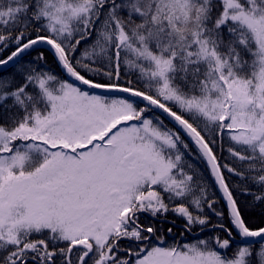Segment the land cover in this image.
I'll return each mask as SVG.
<instances>
[{"label":"snow or ice","instance_id":"6c2138e0","mask_svg":"<svg viewBox=\"0 0 264 264\" xmlns=\"http://www.w3.org/2000/svg\"><path fill=\"white\" fill-rule=\"evenodd\" d=\"M0 264H264V0H0Z\"/></svg>","mask_w":264,"mask_h":264},{"label":"trees","instance_id":"16d2710c","mask_svg":"<svg viewBox=\"0 0 264 264\" xmlns=\"http://www.w3.org/2000/svg\"><path fill=\"white\" fill-rule=\"evenodd\" d=\"M33 55H36V53H33ZM47 68H50L53 72H56V73H60V70L59 68L57 67L54 59L51 57L50 54H48V62H47V65H46ZM221 207H223V203L221 202ZM261 220V217L260 215L258 214V210H257V213H254V214H250V222L253 223V224H256V223H259Z\"/></svg>","mask_w":264,"mask_h":264}]
</instances>
